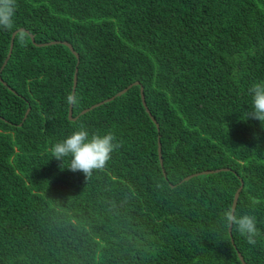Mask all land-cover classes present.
<instances>
[{
	"label": "trees",
	"instance_id": "1",
	"mask_svg": "<svg viewBox=\"0 0 264 264\" xmlns=\"http://www.w3.org/2000/svg\"><path fill=\"white\" fill-rule=\"evenodd\" d=\"M15 32L0 75V264H264V238L233 229L232 244L221 221L242 181L235 209L264 233V125L244 120L264 81V0H17L0 68ZM80 124L121 143L87 178L50 152Z\"/></svg>",
	"mask_w": 264,
	"mask_h": 264
},
{
	"label": "clouds",
	"instance_id": "2",
	"mask_svg": "<svg viewBox=\"0 0 264 264\" xmlns=\"http://www.w3.org/2000/svg\"><path fill=\"white\" fill-rule=\"evenodd\" d=\"M16 9L17 0H0V29H13ZM248 93L251 96V108L245 112L244 120L251 119L264 125V81L253 83L248 88ZM78 103L79 97L75 93L64 97L67 107L76 106ZM120 147L121 143L113 132L90 134L86 126L80 124L78 129L65 139L51 145L50 152L52 158L57 161L70 157L69 170L79 171L87 178L93 170L103 169L111 159L112 153ZM221 221L226 229H234L248 245L255 246L258 239L264 238V233L257 227L255 215L238 213L234 207H229L223 211Z\"/></svg>",
	"mask_w": 264,
	"mask_h": 264
},
{
	"label": "water",
	"instance_id": "3",
	"mask_svg": "<svg viewBox=\"0 0 264 264\" xmlns=\"http://www.w3.org/2000/svg\"><path fill=\"white\" fill-rule=\"evenodd\" d=\"M20 31H21V32L23 31V32L27 33L25 30H20ZM16 33H17V32H15V33L12 35L8 55H7L6 59L4 60L2 66H1V68H0V75H1L2 70H3L4 67L6 66V64H7L8 60H9V58H10V56H11V52H12V48H13V38H14V36L16 35ZM29 36H30V38H31L32 43H34L33 36L30 35V34H29ZM58 43H62V44H64L65 46L69 47V48L73 51L72 46H71L69 43H67V42H60V41L51 42V44H58ZM38 46H45V45L43 44V45H38ZM75 56L78 57V55H77L76 53H75ZM77 72H78V69L76 68L75 71H74V76H73V87H72V93H75V87H76V84H77ZM0 81L2 82V80H1V76H0ZM3 84L6 85L5 83H3ZM138 84H139L138 82H134L133 84H131V85H129L127 88L121 90L120 92H118V93L115 94L114 96H112V97H110V98H108V99H105L104 101H101V102H99V103H97V104H94V105H92L91 107H89V108H87V109H84L80 114H85V113H87V112L93 110L94 108H97V107H99V106H102V105L105 104V103H108V102L113 101L115 98L120 97V96H122L123 94H125V93L127 92V90L130 89L132 86H137ZM140 97H141L142 105H143V107L145 108L147 114L150 116L152 122L156 125L157 130H159V126H158L156 120L150 115V112H149V110H148V108H147V106H146L143 87H140ZM28 112H29V109L26 111L23 120H25V118H26ZM68 118H69L70 120H75V118H72V107H69ZM158 156H159V162H160V165H161V167H162L161 146H160V142H159V141H158ZM228 170H229L228 168H223V169H218V170H209V171H201V172H198V173H193V174H191V175L185 177L184 179H182L181 182L188 181V180H190V179H192V178H194V177H197V176H201V175H209V174L218 173V172H220V171H228ZM163 174H164V177H166V175H165L164 172H163ZM242 188H243V182L240 181V186H239V188L236 190L235 195H234V198H233L232 207H234V208H236L237 201H238V198H239V195H240V192H241ZM228 231H229L230 241H231L232 244H234V241H233V239H232V235H231V230H228ZM237 255H238V258H239L241 264H245V262H244L242 256L240 255V253H237Z\"/></svg>",
	"mask_w": 264,
	"mask_h": 264
}]
</instances>
